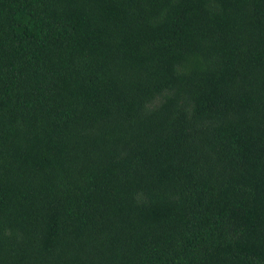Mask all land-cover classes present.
<instances>
[{
  "label": "trees",
  "instance_id": "1",
  "mask_svg": "<svg viewBox=\"0 0 264 264\" xmlns=\"http://www.w3.org/2000/svg\"><path fill=\"white\" fill-rule=\"evenodd\" d=\"M0 264H264V0H0Z\"/></svg>",
  "mask_w": 264,
  "mask_h": 264
}]
</instances>
